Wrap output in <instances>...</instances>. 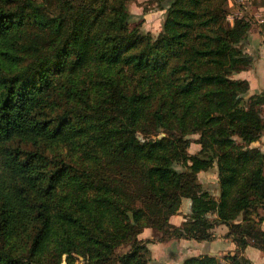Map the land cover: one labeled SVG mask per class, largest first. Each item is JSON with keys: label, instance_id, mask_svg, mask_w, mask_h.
I'll return each instance as SVG.
<instances>
[{"label": "trees", "instance_id": "16d2710c", "mask_svg": "<svg viewBox=\"0 0 264 264\" xmlns=\"http://www.w3.org/2000/svg\"><path fill=\"white\" fill-rule=\"evenodd\" d=\"M129 1L0 0V264H149L146 228L204 241L220 224L264 253V91L235 77L251 20L167 0L154 35ZM214 167L219 197L199 178Z\"/></svg>", "mask_w": 264, "mask_h": 264}, {"label": "crops", "instance_id": "0c3cea01", "mask_svg": "<svg viewBox=\"0 0 264 264\" xmlns=\"http://www.w3.org/2000/svg\"><path fill=\"white\" fill-rule=\"evenodd\" d=\"M230 3L235 16L248 17L252 24L245 41V51L253 58L254 63L251 68L237 73L235 77L249 81L250 90L248 96L261 93L264 91V2L260 0H231ZM252 147L264 149V134L259 140L252 143ZM205 172L209 173V171ZM205 172L200 173V181L210 191V186L213 185L215 190L211 192L215 197H219L218 170L216 169L215 173L210 172L215 178L213 179L214 181L206 178L201 180V175L205 174ZM182 208L183 205L178 214L171 217V223L181 225L186 220V216L191 212V203L190 210L189 208L186 209L187 212ZM260 215L264 216L263 208L260 209ZM237 221H241V217ZM260 226L264 230V220ZM148 229L146 228L140 237L143 239H154L148 244L151 251L149 264H181L187 258L206 254L218 257L223 261L225 255L238 254L240 257L243 256L249 259L252 264H264V253L260 249L253 245H248L242 249L239 248L236 240L232 236L227 235L229 232L227 224L216 226L214 238L204 241L184 238L160 241L157 234L145 236V232H148Z\"/></svg>", "mask_w": 264, "mask_h": 264}, {"label": "rangeland", "instance_id": "374dc122", "mask_svg": "<svg viewBox=\"0 0 264 264\" xmlns=\"http://www.w3.org/2000/svg\"><path fill=\"white\" fill-rule=\"evenodd\" d=\"M161 2H164L166 4L167 0H160L159 2L157 0H130L129 5L131 7V18H130V25L131 27H134L136 24L141 23V29H144L146 31L152 32L154 35H157L163 27V23L165 20V15H166V10L165 9H159V4ZM231 7V5H230ZM235 14L231 11L230 14H228V19L233 21L234 20ZM164 136V134H160V136ZM191 139L194 141L191 143L190 147L188 148V152L190 154H196L199 149H200V144L195 142V139L199 137V135H192L190 136ZM216 167L213 169L209 170V173L202 174L201 175V180L203 178H206L208 180H213L214 176H212L213 172L215 173ZM211 176V177H210ZM210 177V178H209ZM214 181V180H213ZM210 186V183H209ZM211 191L214 192V186L211 185ZM186 194V193H185ZM187 194H189L187 192ZM190 203L191 199L188 197H184V202H183V210L187 212V208L190 210ZM161 235V233L153 228H149L148 232H145V236H150V235ZM125 248H120L118 249L119 252H123ZM64 264H66L64 262ZM76 264H86V260L82 256H77V261Z\"/></svg>", "mask_w": 264, "mask_h": 264}, {"label": "built area", "instance_id": "2783aa9c", "mask_svg": "<svg viewBox=\"0 0 264 264\" xmlns=\"http://www.w3.org/2000/svg\"><path fill=\"white\" fill-rule=\"evenodd\" d=\"M260 1L264 2V0H260Z\"/></svg>", "mask_w": 264, "mask_h": 264}, {"label": "water", "instance_id": "95a60500", "mask_svg": "<svg viewBox=\"0 0 264 264\" xmlns=\"http://www.w3.org/2000/svg\"><path fill=\"white\" fill-rule=\"evenodd\" d=\"M163 136V135H162ZM162 136H159V138H161Z\"/></svg>", "mask_w": 264, "mask_h": 264}]
</instances>
